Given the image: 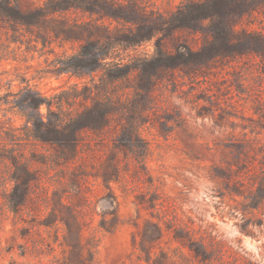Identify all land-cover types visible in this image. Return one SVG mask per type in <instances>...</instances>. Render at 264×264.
I'll return each instance as SVG.
<instances>
[{"label":"rangeland","instance_id":"1","mask_svg":"<svg viewBox=\"0 0 264 264\" xmlns=\"http://www.w3.org/2000/svg\"><path fill=\"white\" fill-rule=\"evenodd\" d=\"M17 1L21 12L44 3ZM130 1L119 0L116 10L130 12ZM137 1L148 12L140 24L149 36L118 52L144 70L107 87L123 93L119 111L99 128L80 130L69 153L19 144L22 101L65 91L80 100L79 110L92 108L101 72L64 70L79 42L52 36L45 24L39 31L0 22V264H78L88 243L95 264H264L263 16L252 18L253 39L198 61L196 53L212 44L207 21L197 31L153 28L180 0ZM51 17L60 27L65 20L96 23L94 33L130 32L129 25L78 10ZM244 28L237 26L241 38ZM40 111L46 115L44 105ZM21 153L50 189L60 186L59 177L70 182L65 205L55 204L51 216L66 219L68 233L61 224L38 225L47 210H37L33 185L22 210L7 206L4 193L14 185ZM71 173L76 180L66 181ZM177 230L184 240L175 239ZM65 234L77 239L73 247ZM195 241L204 244L206 260L190 249Z\"/></svg>","mask_w":264,"mask_h":264},{"label":"trees","instance_id":"2","mask_svg":"<svg viewBox=\"0 0 264 264\" xmlns=\"http://www.w3.org/2000/svg\"><path fill=\"white\" fill-rule=\"evenodd\" d=\"M119 4V0H44L42 6L32 7L21 12L17 0H0V22L5 21L9 24L15 22L16 24L36 28L39 31H41L40 26L45 24L46 32L51 33L52 36L79 42L77 52L67 59L68 63L63 64L62 68L64 70L74 72L87 69L91 72H101L99 85L95 87L94 96L90 97L92 108L84 105L79 110L76 104L80 100L77 101L75 95L69 97L65 91L48 99L42 97L39 93L31 94L23 99L22 106L19 109L21 116L24 118L23 125L19 128V144L24 145L33 141L55 146L59 150L58 153L76 151L80 130L99 128L106 124L113 112L119 111L123 93L116 91L109 94L106 91L107 87L117 81L128 80L134 70L139 69L142 71L144 67L142 65L136 67L124 61V57H121L118 51L137 45L147 40V36H149L147 35L149 33H143L144 27L140 24L148 13L145 9H142L140 3L137 0L129 2L130 12L134 9L136 14L117 11L116 7ZM72 10L86 12L95 15L97 18L113 19L123 26L129 25L130 32L114 33L106 29L104 34L94 33L92 30L101 28L96 23L77 21L70 23L62 20L61 27L54 24L51 15ZM159 16V22L155 23L153 28H184L197 31L198 28H201V23L207 21L206 30L211 34L212 44L203 47L196 53V60L199 61L211 54L222 55L227 54L229 50L235 51L236 49L233 46L236 43L237 45L240 44L241 39H253L252 18L263 16L264 19V0H180L175 10L169 15ZM263 19L260 18V21H258L262 30L264 29ZM239 24L246 27L242 38L237 31ZM259 35L261 39H264V32ZM92 45H95L94 52L89 50ZM88 56H91V58H87ZM166 57L163 61L166 60ZM166 62L168 61L163 63L166 64ZM74 89L77 91L76 87ZM83 89L89 90L87 86H84ZM42 105L46 107V115L40 111ZM2 158L8 159V157L3 156ZM59 158L68 160V157L58 156ZM35 160L40 161V159ZM27 163L26 157L21 153L17 171L11 176L14 185L8 193H4L7 206L14 212L22 210L31 197L33 185L37 190L35 192L37 210L39 212L43 208L47 210V214L37 221L38 225L56 227L61 224L64 225L68 233L70 231L68 221L63 217H56L55 219L52 217L56 212L55 204L57 206L65 205L66 188L72 187L68 186L70 183L68 180L75 181L76 175L71 173L72 177H65L68 182H64L59 177L58 183L60 186L50 189L51 183L47 185L39 173H32ZM49 208L50 210H48ZM156 228L161 232L158 225ZM182 229L179 230L183 231L184 229ZM80 233L81 229L78 230V235ZM174 237L178 240H184L185 238L178 230L175 232ZM63 241L66 246L73 247L77 239L76 241L75 239H68V234H65ZM92 247L91 243H88L86 256L78 259V264H95ZM190 249L197 258L203 260L208 258V251L202 242H193Z\"/></svg>","mask_w":264,"mask_h":264}]
</instances>
